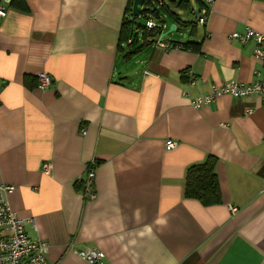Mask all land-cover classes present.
<instances>
[{
  "label": "crops",
  "instance_id": "1",
  "mask_svg": "<svg viewBox=\"0 0 264 264\" xmlns=\"http://www.w3.org/2000/svg\"><path fill=\"white\" fill-rule=\"evenodd\" d=\"M24 2L0 18V184L14 186L5 199L34 219L26 230L49 243L51 264H89L71 248L100 250L105 264H264V98L190 104L213 84L264 78L254 44L229 36L264 32V0H214L194 36L167 20L165 42L202 39L199 51L148 40L128 58V0ZM208 155L221 202L205 206L184 184ZM92 160L88 199L79 185Z\"/></svg>",
  "mask_w": 264,
  "mask_h": 264
},
{
  "label": "built area",
  "instance_id": "2",
  "mask_svg": "<svg viewBox=\"0 0 264 264\" xmlns=\"http://www.w3.org/2000/svg\"><path fill=\"white\" fill-rule=\"evenodd\" d=\"M213 2L214 0H205L206 5L197 10L192 16L191 19L196 22L198 29L205 25ZM5 15L6 7L0 5V18L5 17ZM156 25V20L153 17L147 19V28H154ZM229 36L241 44L252 42L254 44L253 57L264 65V32L246 27L241 32L233 31ZM163 38L164 34L158 35L155 42L168 47L169 44ZM186 77L189 84H194L196 81V77L191 70L186 71ZM37 79L38 87L42 89L49 87L51 84V77L45 72L39 73ZM182 94L188 95L185 91ZM224 95L236 98L259 95L264 98V78L249 83L228 80L218 85L213 84L207 93L191 97L190 104L193 108L199 109ZM247 112H252V109H247ZM165 144L168 148H172L176 143L168 139ZM96 167L97 162L94 160L90 161L86 167L83 192L88 199H94L96 196L93 191ZM49 169L48 164L43 165L45 173H48ZM13 189V185L0 184V264H51L47 256L49 243L39 237L30 236L26 230L27 225L35 229L34 219L19 216L5 199V196ZM71 251L89 264H105V254L100 250L71 248Z\"/></svg>",
  "mask_w": 264,
  "mask_h": 264
},
{
  "label": "trees",
  "instance_id": "3",
  "mask_svg": "<svg viewBox=\"0 0 264 264\" xmlns=\"http://www.w3.org/2000/svg\"><path fill=\"white\" fill-rule=\"evenodd\" d=\"M132 4L133 0H128L119 38V45L123 43L125 45V47H121L124 51V58L136 53L142 46L141 42L155 41L156 37L161 34L165 36L166 27H164V24L167 20H171L177 27L176 29H188L190 36L196 35L198 30L196 22L185 20L186 16L195 14L187 0H144L139 15L133 23H130L129 17ZM0 5L20 11H26L27 9L24 0H9L8 2L0 0ZM178 10L181 12H178ZM149 17L156 20V27L147 28L146 21ZM169 46L199 51L202 46V39L197 41H170ZM216 162L217 158L215 156L208 155L203 162L194 163L187 167L184 184V196L186 198L196 199L205 206L221 202L218 178L215 171ZM82 186V184L79 185L81 189Z\"/></svg>",
  "mask_w": 264,
  "mask_h": 264
},
{
  "label": "water",
  "instance_id": "4",
  "mask_svg": "<svg viewBox=\"0 0 264 264\" xmlns=\"http://www.w3.org/2000/svg\"><path fill=\"white\" fill-rule=\"evenodd\" d=\"M9 0H6L8 2ZM144 0H133L132 4V9L130 12V17H129V22L133 23L135 18L139 15L140 13V8L143 5ZM174 28V25H171L170 30Z\"/></svg>",
  "mask_w": 264,
  "mask_h": 264
},
{
  "label": "rangeland",
  "instance_id": "5",
  "mask_svg": "<svg viewBox=\"0 0 264 264\" xmlns=\"http://www.w3.org/2000/svg\"><path fill=\"white\" fill-rule=\"evenodd\" d=\"M168 29H169V28H168ZM171 32H172V31H171ZM177 35H178V34H177ZM133 62H134V61H131V62H130V65H132V64L134 65ZM121 65H122V62H120V66H121Z\"/></svg>",
  "mask_w": 264,
  "mask_h": 264
}]
</instances>
